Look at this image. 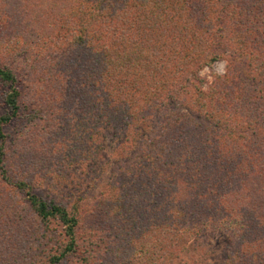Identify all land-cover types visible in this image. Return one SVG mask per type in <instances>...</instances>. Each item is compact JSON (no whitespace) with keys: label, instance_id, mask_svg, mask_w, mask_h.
<instances>
[{"label":"trees","instance_id":"trees-1","mask_svg":"<svg viewBox=\"0 0 264 264\" xmlns=\"http://www.w3.org/2000/svg\"><path fill=\"white\" fill-rule=\"evenodd\" d=\"M210 1L89 0L90 8L80 14L78 31H82L85 48L91 47L90 62L99 55L95 63L100 70L88 63L67 67L71 90L89 89L87 98L80 92L72 96L73 104L67 107L69 129L86 133L118 128L122 149L140 150L130 167L121 168L119 177L115 174L118 180L93 212L97 225L89 222L95 231L85 228V238L80 237L82 216L77 210L47 202L28 183H12L6 177L4 127L18 118L21 93L13 70L0 66V82L10 85L5 96L8 113L0 118V172L8 184L26 193L41 221L59 220L69 238L64 253L51 256L48 264H58L66 254L80 257L88 240L90 249L83 250L87 255L83 253L79 260L97 263L96 256L107 251L98 245L107 232L114 249L104 257L113 259L112 264H177L178 248L183 250L203 234L217 231L232 234L238 244L225 264H245L247 257L253 260L247 264H264V0H250L248 8L229 2L216 16ZM130 14L138 20L145 16L154 29L172 28L175 35L154 38L145 26H131L141 41L137 46H146L142 50L146 62L138 65L130 80L116 81L110 63L105 64L113 57L112 40L92 36L89 28L105 18L113 25L118 18L132 21ZM73 43L71 50L83 45L81 39ZM226 43L234 45L226 48ZM206 48L210 53L206 54ZM185 50L194 56L202 52L211 65L223 58L231 60L218 81L232 88L204 90L199 86L195 75L188 76L199 58L182 63L186 70L179 65ZM159 52L164 53L161 63ZM138 54L136 50L133 55ZM235 59H242L240 65L247 68L239 73L240 69L232 67ZM246 69L253 71L252 78ZM194 91L201 100L193 104L201 112L194 115L188 108L186 115L178 104L192 101L197 95ZM197 132L204 133V140ZM76 200L83 199L78 196Z\"/></svg>","mask_w":264,"mask_h":264},{"label":"rangeland","instance_id":"rangeland-1","mask_svg":"<svg viewBox=\"0 0 264 264\" xmlns=\"http://www.w3.org/2000/svg\"><path fill=\"white\" fill-rule=\"evenodd\" d=\"M88 1L0 0V66L13 70L19 81L18 87L21 93L18 118L4 127L5 168L8 171L6 177L12 183H28L34 193L47 202H55L70 211L77 210L82 216L79 233L83 238L86 235L85 228L93 230L90 223L97 225L95 220L97 214L93 212L101 199L106 198L112 183L118 180L115 174L119 177L122 173L121 168L130 167L140 151L128 147L122 149L117 137L118 128L88 129L86 133L84 129H69L67 109L73 104L72 96L75 97L80 92L87 98L89 89L85 92L71 90L72 84L67 81V67L75 63L78 66H85V63H88L100 70L95 63L100 61L99 55H95V60L90 62L91 57L94 56L90 54L91 47L85 48L82 31H78L80 14L90 8ZM211 2L212 15L216 16L217 12L223 13L229 2L230 5L237 3L239 7L236 8H248V4L252 1L212 0ZM134 14L136 15V11ZM134 14H130L132 21L118 18L117 23L113 20L115 22L113 25L112 21L109 24L110 20L105 18L102 22L91 24L89 28L92 36L101 37L104 41L108 36L112 40L113 57L111 62L106 61L105 64L110 63L111 77L116 81L130 80L134 73L138 72V65L146 62L144 55L146 53L142 52L146 46L144 44L137 46L141 41L140 38H135L136 34L131 31V26H145L146 32L151 33L154 38L163 39L165 33L168 37L175 35L172 28H168L165 32L163 27L154 29L155 26L152 27V22L146 20L145 16L142 18L144 20H138ZM125 35H128L129 39L126 37V41H120V37ZM225 35L228 37L227 33ZM75 39H81L83 45L71 50L70 45L75 44L73 43ZM129 40H133L134 43ZM93 43L98 44L95 41ZM230 45L234 44L226 43L225 47ZM136 50L141 53L136 55L137 58L133 55ZM210 51L206 48V54ZM184 53H186L185 57L179 65L185 70L186 66L182 63L199 58L197 60L199 62L195 61L188 76L195 75L199 79V86L204 90L213 86L218 89L232 88L231 85H223L218 81V77L225 75L228 62L231 64V60L223 58L211 65L202 52H197L195 56L193 52L189 53V50H185ZM159 54L161 63L164 53L159 52ZM235 60L232 67L240 69L239 73L242 68H247L240 65L242 59ZM77 71L81 70L77 69ZM245 72L247 73V69ZM129 73L130 76L127 77ZM247 76L252 78L253 71L248 72ZM9 86L0 82V118L8 113L5 96ZM196 94L197 97L195 96L192 101L187 100L185 104L179 101L180 111L186 115L188 108L194 115L201 112L199 107L193 104L201 100L199 94ZM181 97L185 99L182 93ZM153 113L155 114V111ZM77 120H80V116ZM202 123L206 128L211 129L208 123ZM202 135L204 133H196V136L204 140ZM88 137L93 138V141H88ZM87 149H90L89 154L86 152ZM72 195L73 199L70 198ZM78 196L83 200L78 202L76 200ZM82 209L84 212L80 213ZM107 233L101 236L103 239L98 243L99 248L107 249L104 255L114 249L112 235ZM68 242L65 226L56 219L41 221L31 208L26 193L8 184L0 172V264H30L33 261L48 264L51 256L59 257L64 253ZM89 243L88 240L87 246H82L80 257L66 254L58 264H86L85 260L79 258L83 257V253L85 254L83 250L90 249ZM237 247L238 244L235 243L232 234L209 232L187 244L183 250L178 248L179 257L175 262L225 264ZM104 255L98 254L95 264H112L113 259L105 258ZM251 258L247 257L244 260L245 264L253 262Z\"/></svg>","mask_w":264,"mask_h":264}]
</instances>
